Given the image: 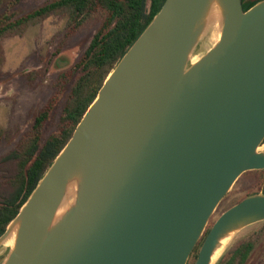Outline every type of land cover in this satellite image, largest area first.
<instances>
[{"label":"water","instance_id":"95a60500","mask_svg":"<svg viewBox=\"0 0 264 264\" xmlns=\"http://www.w3.org/2000/svg\"><path fill=\"white\" fill-rule=\"evenodd\" d=\"M211 9L221 39L192 64ZM263 143L264 0H166L0 238L16 224L3 264H188L237 181L264 171ZM261 222L264 195L246 198L195 264Z\"/></svg>","mask_w":264,"mask_h":264},{"label":"rangeland","instance_id":"374dc122","mask_svg":"<svg viewBox=\"0 0 264 264\" xmlns=\"http://www.w3.org/2000/svg\"><path fill=\"white\" fill-rule=\"evenodd\" d=\"M53 1L20 0L3 5L0 13L10 10L27 14ZM103 21L104 16L96 13L79 30L70 32L69 16L59 12L0 41V202L16 191L13 178L18 162L7 158L23 145L36 117L50 103L54 107L44 125L42 140L63 131L64 110L73 87L83 76L75 68ZM206 52L199 45L193 56H205ZM259 152L264 153V143ZM263 193L264 171L244 174L219 205L208 228L212 229L225 212L246 198ZM10 251L5 248L0 252V264ZM197 259L198 254H192L188 264H195ZM215 264H264V222L235 234Z\"/></svg>","mask_w":264,"mask_h":264},{"label":"trees","instance_id":"16d2710c","mask_svg":"<svg viewBox=\"0 0 264 264\" xmlns=\"http://www.w3.org/2000/svg\"><path fill=\"white\" fill-rule=\"evenodd\" d=\"M19 1L0 0V7ZM261 1L263 0H243L245 12ZM165 2L166 0H54L27 14L13 13L10 10L0 13V41L59 12H65L69 16L70 32L79 30L96 13L104 16L102 26L75 68V72H80L83 76L73 87L64 110L63 131L46 141L42 140L44 125L54 107L50 103L36 117L33 129L23 145L7 158L18 162V171L13 178L16 185L14 195L0 202V238L66 148L109 75L151 25ZM1 66L0 61V69ZM210 231L211 228H208L195 249L194 256L199 254Z\"/></svg>","mask_w":264,"mask_h":264},{"label":"bare ground","instance_id":"6f19581e","mask_svg":"<svg viewBox=\"0 0 264 264\" xmlns=\"http://www.w3.org/2000/svg\"><path fill=\"white\" fill-rule=\"evenodd\" d=\"M222 36V19H221V12L218 9H211L206 20V25H205V31L204 34L200 40L201 48L203 50L207 51L206 53L210 52L220 41ZM203 58L202 55L198 56H192V64L198 63L201 59ZM262 150V149H261ZM75 187H71L69 189L67 198L63 204V206L60 208L58 215H62L65 210L69 207L71 198L75 192ZM16 224L14 223L11 227V233L7 239H5L1 244H0V252H2L5 248H14L17 240V229H15ZM236 233H232L226 238H224L218 250L215 252L213 259H212V264H215L220 257L223 254V251L226 249V247L229 245L231 239L235 236Z\"/></svg>","mask_w":264,"mask_h":264},{"label":"crops","instance_id":"0c3cea01","mask_svg":"<svg viewBox=\"0 0 264 264\" xmlns=\"http://www.w3.org/2000/svg\"><path fill=\"white\" fill-rule=\"evenodd\" d=\"M262 195H264V194H262Z\"/></svg>","mask_w":264,"mask_h":264}]
</instances>
